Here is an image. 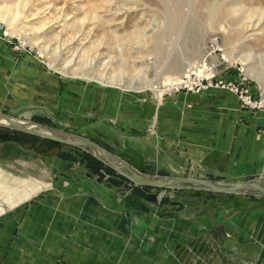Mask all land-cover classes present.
Here are the masks:
<instances>
[{
    "label": "rangeland",
    "instance_id": "1",
    "mask_svg": "<svg viewBox=\"0 0 264 264\" xmlns=\"http://www.w3.org/2000/svg\"><path fill=\"white\" fill-rule=\"evenodd\" d=\"M239 1L0 0L8 16L17 4L26 16L18 27L27 26L5 40L8 27L0 21V111L87 137L149 176L235 182L201 170L202 159L181 157L176 148L199 140L202 148L225 150L221 162L228 165L238 130L251 127L242 114L264 112V0ZM41 22L46 30L29 39L25 31ZM212 38L218 49L208 52ZM70 59L74 74L61 70ZM100 79L143 91L102 86ZM154 79L158 99L144 90ZM9 129L0 123V264H39L30 255L57 262L42 242L59 233L73 238L79 212L106 191L144 208L127 210L130 238L153 237L156 217L202 220L233 203L245 209L264 200L138 185L89 147ZM30 184L37 189L21 197Z\"/></svg>",
    "mask_w": 264,
    "mask_h": 264
},
{
    "label": "crops",
    "instance_id": "2",
    "mask_svg": "<svg viewBox=\"0 0 264 264\" xmlns=\"http://www.w3.org/2000/svg\"><path fill=\"white\" fill-rule=\"evenodd\" d=\"M106 91L119 96L118 92ZM242 116L249 118L251 127L238 130L228 165L221 162L226 156L225 150L202 148L199 140L194 141L192 148L183 146L180 141L176 148L179 155L196 161L202 159L198 167L208 169L209 174L219 178L238 181L259 176L264 170V112L243 113ZM259 127L263 129L259 131ZM185 141L191 144L190 140ZM36 189L35 184L26 185L21 197H29ZM101 200L91 199L89 206L79 212L76 224L79 234L75 231L73 238H65L64 233H59L57 240L50 242L49 237L47 242H42V247L50 252L54 249L51 254L56 253L53 255L57 262L45 256L32 258V255L28 260L39 264H264V200L245 209L233 203L202 220L169 218L162 221L156 217L153 237L141 238L129 237L127 212L130 205L144 210L138 200L132 202L128 197L122 201L110 191H106ZM143 219L145 223L146 218ZM65 223L66 220L61 230L65 229ZM85 226L93 229L85 230L87 237H80Z\"/></svg>",
    "mask_w": 264,
    "mask_h": 264
},
{
    "label": "water",
    "instance_id": "3",
    "mask_svg": "<svg viewBox=\"0 0 264 264\" xmlns=\"http://www.w3.org/2000/svg\"><path fill=\"white\" fill-rule=\"evenodd\" d=\"M4 119L9 122V130L21 131L24 133L40 136L43 138L55 140L57 142L67 143L74 146L89 147L94 153L102 157L105 163L115 168L118 172L126 176L133 183L138 185L158 186L167 188H190L207 190L211 192L229 193V194H255L264 196V170L255 177L235 182H226L222 180H209L205 178L189 176H170L157 177L140 173L131 165L125 163L117 155L108 151L99 143L74 133H65L57 129H51L43 125H37L31 121H20L8 113L0 111V120ZM103 160L98 162L103 163ZM215 233V229L212 230Z\"/></svg>",
    "mask_w": 264,
    "mask_h": 264
},
{
    "label": "bare ground",
    "instance_id": "4",
    "mask_svg": "<svg viewBox=\"0 0 264 264\" xmlns=\"http://www.w3.org/2000/svg\"><path fill=\"white\" fill-rule=\"evenodd\" d=\"M231 2H233V3H235V4H240V1L239 0H230ZM7 8H8V6L6 5V4H3V5H1L0 6V21H2V22H4V23H6V25H7V29H8V31L7 32H5V34H1V35H3V36H7V38H4L5 40H8L9 38H10V36L12 35V34H14L18 29H22V28H24V30L26 29V25L24 26V24H23V26L21 27V28H19L18 26H19V24H21V19H23V18H25L26 16L25 15H23V14H21V12L19 13V10L17 9V4H16V7H15V11L14 12H12V15L11 16H8V11H7ZM94 17V16H93ZM46 22H41L38 26H35V27H31V29H28L27 31H25V32H27L25 35L29 38V39H31L32 40V38H35L36 36H38V34H40V33H43L45 30H46ZM80 26H78L77 27V29H76V32H78L79 30H80ZM169 28H170V30L171 31H169V30H167V34H168V36H173L174 34H175V32H176V27L175 26H172V25H170L169 26ZM185 37V36H184ZM29 42V41H28ZM35 45H37L36 43H34ZM38 47H39V50L40 51H42V52H45L47 49L45 48V47H43V46H39V45H37ZM188 46V45H187ZM55 54H56V52H55ZM72 61H74L73 59H70L67 63H66V65L61 69L62 70V72H64V73H66V74H68V73H71V74H74L73 72H71V70H69V65L72 63ZM93 62V61H92ZM175 65V64H174ZM51 66V65H50ZM71 66V65H70ZM51 67H53V66H51ZM68 68V69H67ZM175 68V67H174ZM189 71H191L192 70V68H190L189 67V69H188ZM198 71H200V70H198ZM188 75H186V77H187ZM190 76V75H189ZM100 81H102L101 83H99L100 85H102V86H107V85H113V86H118L120 89H121V87L122 88H124V89H126V90H134V91H138V93L139 92H142L143 90H137L136 88H134V87H130V86H121V84H115V83H113L112 81H104V79H100ZM105 82V83H104ZM179 82H181V80L179 81ZM156 83H157V81H155V79L154 80H152L148 85H145V87H144V90L146 89H148V91L149 92H151V94L152 95H154V97H156L157 99L158 98H160V94H159V92H160V90H157L158 88H157V85H156ZM121 86V87H120ZM156 99V100H157ZM158 102V101H157ZM159 103H156V105H158ZM0 123L1 124H4V125H9V122H7L6 120H4V119H1L0 120ZM95 154H97V153H95ZM98 156V155H97Z\"/></svg>",
    "mask_w": 264,
    "mask_h": 264
},
{
    "label": "built area",
    "instance_id": "5",
    "mask_svg": "<svg viewBox=\"0 0 264 264\" xmlns=\"http://www.w3.org/2000/svg\"><path fill=\"white\" fill-rule=\"evenodd\" d=\"M218 49V41H217V39L216 38H212L211 40H210V50L208 51V52H214V51H216ZM205 60H206V58L203 60V62H202V64L200 65L201 67H202V69H203V67L204 68H206V62H205ZM194 73V72H193ZM192 73V74H193ZM197 76H199V75H197ZM186 78V80L188 79L187 77H185ZM198 81H199V84L201 83V80L200 79H198ZM184 82H187V81H185V80H181V82L180 83H184ZM247 103H249L250 104V106L252 107V108H256V107H259L258 105H257V101L256 100H254V101H248Z\"/></svg>",
    "mask_w": 264,
    "mask_h": 264
},
{
    "label": "trees",
    "instance_id": "6",
    "mask_svg": "<svg viewBox=\"0 0 264 264\" xmlns=\"http://www.w3.org/2000/svg\"><path fill=\"white\" fill-rule=\"evenodd\" d=\"M96 161H97V163L101 164L100 162H98V160H96Z\"/></svg>",
    "mask_w": 264,
    "mask_h": 264
}]
</instances>
